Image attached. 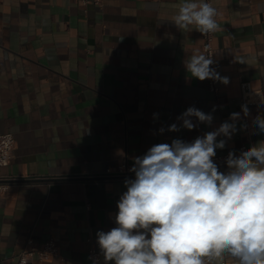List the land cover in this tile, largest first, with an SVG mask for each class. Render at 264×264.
Listing matches in <instances>:
<instances>
[{
	"label": "crops",
	"instance_id": "crops-1",
	"mask_svg": "<svg viewBox=\"0 0 264 264\" xmlns=\"http://www.w3.org/2000/svg\"><path fill=\"white\" fill-rule=\"evenodd\" d=\"M210 1L220 25L218 71L229 78L217 81L216 93L185 69L203 39L171 22L183 0H0V133L16 140L0 169L8 185L0 194V264H20L18 253L50 237L65 261L35 264H89L90 247L100 252L96 233L116 226L126 191L124 180L94 175L154 144L191 142L233 112L241 113L237 132L216 155L264 140L253 124L264 115V0ZM242 81L263 94L247 117ZM192 106L212 113V124L157 133Z\"/></svg>",
	"mask_w": 264,
	"mask_h": 264
},
{
	"label": "clouds",
	"instance_id": "clouds-1",
	"mask_svg": "<svg viewBox=\"0 0 264 264\" xmlns=\"http://www.w3.org/2000/svg\"><path fill=\"white\" fill-rule=\"evenodd\" d=\"M217 16L205 0H183L171 22L179 30L208 35L220 30ZM235 60L244 63L242 57ZM213 64V55L204 53L184 62L191 77L227 85L229 78ZM241 110L249 116L247 105ZM213 119L212 113L192 106L176 117L178 123L161 126L157 133L191 131L201 123L210 126ZM240 119L241 113L233 112L231 122L191 142L172 139L132 157L128 171L134 178L124 180L116 226L96 233L103 264H224L225 254L235 264H264V141L239 155L229 151L227 171H220L214 159L237 132ZM253 124L264 133V115L258 114ZM118 154L125 155L122 149Z\"/></svg>",
	"mask_w": 264,
	"mask_h": 264
},
{
	"label": "built area",
	"instance_id": "built-area-1",
	"mask_svg": "<svg viewBox=\"0 0 264 264\" xmlns=\"http://www.w3.org/2000/svg\"><path fill=\"white\" fill-rule=\"evenodd\" d=\"M206 2L211 3L210 0H206ZM215 33L202 35L203 43H202V53L206 55H213L214 64L212 65L213 68L219 73L218 71V64L216 59V52L215 47L213 45ZM209 88L213 92L219 91V86L217 81L206 79ZM241 88V101L244 105H251L261 101L263 98V94L253 89L251 83L249 81H242L240 83ZM264 141V140H263ZM16 145V140L11 132L7 133H0V169L2 167L7 166L13 156V151ZM251 146H247L242 144L235 153L239 155V153L243 150H247ZM229 153V152H228ZM228 153L224 155H216L215 162L218 164L219 169H226L227 165L225 164V159ZM143 154H139L137 156H141ZM132 166V159H124L119 164L114 166L107 167L102 173L94 175V178L98 179H115V180H125V178H134V174L130 173L128 169ZM5 177L0 175V194L5 193L8 190V185L4 182ZM31 242V241H29ZM88 256L90 263L93 264L94 261H98L100 264L101 261V254L100 252L92 245L88 251ZM17 261L20 264H35L36 260L42 261L45 259H51L54 257L60 258L61 261H65L64 257H61L59 254V249L54 237H50L48 240L45 241L42 247L31 246L28 248L23 249L20 253L17 254ZM231 257L225 254L224 257V264L230 259Z\"/></svg>",
	"mask_w": 264,
	"mask_h": 264
}]
</instances>
